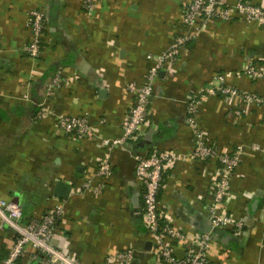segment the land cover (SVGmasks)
<instances>
[{"label":"crops","instance_id":"0c3cea01","mask_svg":"<svg viewBox=\"0 0 264 264\" xmlns=\"http://www.w3.org/2000/svg\"><path fill=\"white\" fill-rule=\"evenodd\" d=\"M240 1L264 7V0ZM85 0H0V201H13L25 220L41 219L52 209L63 214L53 244L82 264H104L132 251L134 264H161L143 225V200L135 179V156L153 150L182 155L164 178L161 205L173 226L188 236L210 227L215 161H199L187 103L214 75L227 86L264 96V81L242 76L245 65L264 67V24L246 18L211 20L190 42L176 65L159 72L151 97V124L141 138L121 146L123 123L134 107L131 83L143 85L155 58L184 33L183 0H102L92 12ZM43 11L47 29L38 58L23 52L31 41L30 14ZM69 82L49 98L52 114L38 119L39 104L50 91L55 72ZM236 113H239L238 116ZM60 116L90 119L93 135L74 138L58 126ZM198 126L220 153L242 150V163L223 206L245 224L213 236L208 257L214 264H264V106L241 99L210 96L199 107ZM108 160L113 173L100 177ZM89 185V188L86 186ZM16 232L0 233V262L10 253ZM176 243V256H186ZM32 246L19 264H45Z\"/></svg>","mask_w":264,"mask_h":264},{"label":"built area","instance_id":"2783aa9c","mask_svg":"<svg viewBox=\"0 0 264 264\" xmlns=\"http://www.w3.org/2000/svg\"><path fill=\"white\" fill-rule=\"evenodd\" d=\"M102 0H85L86 11L92 12ZM184 16L182 35L175 38L167 52L155 58L146 82L143 85L131 83L127 86L135 95V105L123 123V139L114 141L105 139L104 147H117L123 143L136 142L141 138L144 126L151 124V97L153 84L159 72L168 65H176L181 61V55L190 42H195L198 35L211 20L231 22L237 18H246L252 22L264 24V7L240 1L228 5L223 0H183ZM29 27L31 41L25 46V55L38 58L43 50V39L47 29V18L43 11L37 10L30 14ZM242 76L253 80L264 81V67L257 63L245 65ZM70 80L62 70L54 73L47 97L39 104L38 119H44L52 110L48 104L54 89L63 87ZM219 96L226 102L241 99L247 105L264 106V96H259L227 86L221 75H214L212 82L198 94L191 97L187 103V119L193 131L196 150L194 158L199 161H215L218 167L215 170L213 181L212 201L208 206L210 223L218 231H232L238 238L244 232L245 224L234 221L223 206L231 196V181L242 163L243 152L236 150L231 153H220L219 150L206 139L205 134L198 126L199 107L207 97ZM240 116L239 113H236ZM58 126L66 134L74 138L84 139L93 135L90 119L83 117L60 116ZM183 158L182 155L172 151L153 150L149 155L135 156V179L142 193L143 200V225L150 235L154 246V256L161 264H214L208 257L213 244L211 233L191 237L173 226L171 215L161 205V191L164 178L173 170L176 163ZM112 165L108 160L102 162L98 176L109 177L112 175ZM89 188V185L86 186ZM63 214L62 208L52 209L41 219L25 220L22 209L13 201H0V233L6 227L16 232L17 238L9 255L0 264H19L26 254L27 247L32 246L36 256H41L45 264H82L72 259L68 254L57 249L53 244V233ZM186 243V256H176V243ZM135 256L132 251L120 252L110 256L104 264H134Z\"/></svg>","mask_w":264,"mask_h":264},{"label":"water","instance_id":"95a60500","mask_svg":"<svg viewBox=\"0 0 264 264\" xmlns=\"http://www.w3.org/2000/svg\"><path fill=\"white\" fill-rule=\"evenodd\" d=\"M219 231L216 229H213L212 227H210V229L206 232V233H211L212 235L217 234Z\"/></svg>","mask_w":264,"mask_h":264},{"label":"trees","instance_id":"16d2710c","mask_svg":"<svg viewBox=\"0 0 264 264\" xmlns=\"http://www.w3.org/2000/svg\"><path fill=\"white\" fill-rule=\"evenodd\" d=\"M220 232H225V231H220Z\"/></svg>","mask_w":264,"mask_h":264}]
</instances>
